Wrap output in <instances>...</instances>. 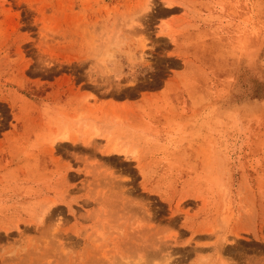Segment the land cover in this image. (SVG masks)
<instances>
[{
	"label": "rangeland",
	"instance_id": "374dc122",
	"mask_svg": "<svg viewBox=\"0 0 264 264\" xmlns=\"http://www.w3.org/2000/svg\"><path fill=\"white\" fill-rule=\"evenodd\" d=\"M156 261L264 264V0H0V264Z\"/></svg>",
	"mask_w": 264,
	"mask_h": 264
},
{
	"label": "bare ground",
	"instance_id": "6f19581e",
	"mask_svg": "<svg viewBox=\"0 0 264 264\" xmlns=\"http://www.w3.org/2000/svg\"><path fill=\"white\" fill-rule=\"evenodd\" d=\"M109 70H110V69H109ZM62 138H64V136H63ZM58 140H59V139H58ZM155 264H164V263L161 262V261H156Z\"/></svg>",
	"mask_w": 264,
	"mask_h": 264
}]
</instances>
